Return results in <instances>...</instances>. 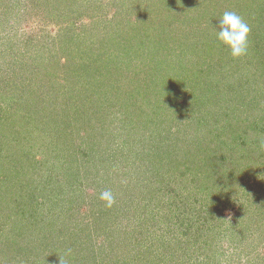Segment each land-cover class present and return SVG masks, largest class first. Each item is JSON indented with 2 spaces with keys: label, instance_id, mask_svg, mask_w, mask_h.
Wrapping results in <instances>:
<instances>
[{
  "label": "rangeland",
  "instance_id": "obj_1",
  "mask_svg": "<svg viewBox=\"0 0 264 264\" xmlns=\"http://www.w3.org/2000/svg\"><path fill=\"white\" fill-rule=\"evenodd\" d=\"M125 260L264 264V0H0V264Z\"/></svg>",
  "mask_w": 264,
  "mask_h": 264
},
{
  "label": "clouds",
  "instance_id": "obj_2",
  "mask_svg": "<svg viewBox=\"0 0 264 264\" xmlns=\"http://www.w3.org/2000/svg\"><path fill=\"white\" fill-rule=\"evenodd\" d=\"M214 29L216 40L228 49L232 58L238 59L247 54L251 28L240 15L225 11ZM99 199L105 202L106 207H111L115 202L110 190L102 191Z\"/></svg>",
  "mask_w": 264,
  "mask_h": 264
},
{
  "label": "trees",
  "instance_id": "obj_3",
  "mask_svg": "<svg viewBox=\"0 0 264 264\" xmlns=\"http://www.w3.org/2000/svg\"><path fill=\"white\" fill-rule=\"evenodd\" d=\"M155 48H156V47H155ZM194 49H195V48H194ZM78 113H82V112H78ZM73 115H74V113H73ZM75 115H79V114L76 113ZM74 120H77V121H78V120H79L78 116H77ZM61 121H62V122H61ZM61 121H60V124H59V125H63V126H64V123H65V122H64L62 119H61ZM189 123H192V122H188V124H189ZM194 124H195V123H194ZM65 126H66V125H65ZM92 126H93V127H96V128H99L100 130L102 129V126L99 125V122H93V123H92ZM67 127H68V126H67ZM131 249H132L133 251L135 250L133 247H132ZM133 257H134V256H133ZM120 262H122L121 259H120ZM123 262L129 264V260H125V261H123ZM119 264H120V263H119Z\"/></svg>",
  "mask_w": 264,
  "mask_h": 264
}]
</instances>
